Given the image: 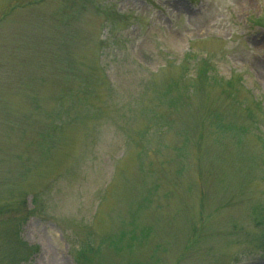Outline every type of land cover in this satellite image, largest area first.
<instances>
[{"label": "rangeland", "instance_id": "374dc122", "mask_svg": "<svg viewBox=\"0 0 264 264\" xmlns=\"http://www.w3.org/2000/svg\"><path fill=\"white\" fill-rule=\"evenodd\" d=\"M0 209V264H264V0H0Z\"/></svg>", "mask_w": 264, "mask_h": 264}, {"label": "trees", "instance_id": "16d2710c", "mask_svg": "<svg viewBox=\"0 0 264 264\" xmlns=\"http://www.w3.org/2000/svg\"><path fill=\"white\" fill-rule=\"evenodd\" d=\"M262 222H264V221L260 220V223L257 224V227H264V223H262ZM263 233H264V230H263ZM256 246H257L256 248L264 255V234H263V238H259L256 240ZM25 250L28 252L27 256L22 257L21 259L17 260L16 261L17 263L22 262V261L26 262L27 257L29 259L31 249L25 247ZM90 250H91V248H90V246H88L87 251H90ZM82 264H87V263H85L84 256L82 258Z\"/></svg>", "mask_w": 264, "mask_h": 264}]
</instances>
